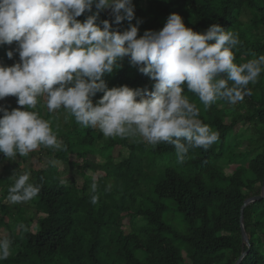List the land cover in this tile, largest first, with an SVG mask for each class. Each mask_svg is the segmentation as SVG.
<instances>
[{
	"label": "trees",
	"instance_id": "trees-1",
	"mask_svg": "<svg viewBox=\"0 0 264 264\" xmlns=\"http://www.w3.org/2000/svg\"><path fill=\"white\" fill-rule=\"evenodd\" d=\"M140 1L132 0L131 23L140 20L138 37L145 30L161 29L175 12L196 32L219 23L238 33L240 44L232 49L237 65L264 55V0H144L146 8ZM245 12L249 17L243 24ZM88 14L76 19L83 22ZM99 19L111 23V10L101 11ZM128 23L114 27L123 31ZM10 48L11 44H0V57L7 56ZM117 63L119 67L102 77L109 88L151 90L153 81L130 65L127 56ZM182 87V94L199 108L198 118L219 132L217 142L207 150L190 149L182 164L176 162L172 145L153 146L139 136L105 137L99 128L82 127L63 107L44 110L46 97H39L31 110L50 122L64 148L40 146L33 152L46 157V163L29 170L23 168L27 156L17 155V162L0 153V166L9 171L0 176V237L12 241L9 257L0 264H235L237 260V264H264V197L244 206L247 242L240 233L241 206L262 194L264 71L248 85L251 95L235 104L229 122L228 112L217 104H230L226 100L206 109L196 93ZM102 95L96 93L93 103ZM0 105L23 108L15 96L0 99ZM238 123L249 128L244 142L235 132ZM242 145V152L234 151ZM115 147L125 148L126 156L115 160ZM96 155L102 163L89 159ZM56 163L73 168L83 178L81 185L63 183ZM227 164L230 172L223 168ZM87 170L100 173L95 204L90 200L93 179L86 177ZM25 172L30 183L41 185L39 194L27 202L30 207L2 204ZM109 184L111 190L105 191ZM27 211L34 218L27 217Z\"/></svg>",
	"mask_w": 264,
	"mask_h": 264
},
{
	"label": "clouds",
	"instance_id": "clouds-1",
	"mask_svg": "<svg viewBox=\"0 0 264 264\" xmlns=\"http://www.w3.org/2000/svg\"><path fill=\"white\" fill-rule=\"evenodd\" d=\"M105 9L111 10V23L99 19ZM85 12L83 22L76 19ZM133 19L132 0H0V44L17 42L7 56L18 52L20 58L11 66L0 65V99L15 96L23 106L9 110L0 105L4 157L27 156L40 146L63 150L50 122L31 110L39 97H46L49 112L63 107L82 127L99 128L105 137L139 136L153 146L172 145L178 164L190 149L207 150L218 141L219 132L198 118L200 110L182 94V86L196 93L206 109L218 100L236 104L251 95L248 85L264 71V55L234 63L238 33L219 23L196 32L173 12L161 29L138 37L140 20L132 24ZM125 20L127 29L114 27ZM125 56L153 81L151 90L107 86L103 75ZM98 92L103 95L94 104ZM29 179L28 172L18 176L8 189V202H28L39 194L41 185ZM99 179L94 176L91 184L93 204ZM11 243L0 237V260L9 257Z\"/></svg>",
	"mask_w": 264,
	"mask_h": 264
},
{
	"label": "rangeland",
	"instance_id": "rangeland-1",
	"mask_svg": "<svg viewBox=\"0 0 264 264\" xmlns=\"http://www.w3.org/2000/svg\"><path fill=\"white\" fill-rule=\"evenodd\" d=\"M140 6L142 8L143 7L146 8L147 4L144 2V0H142V1H140ZM108 10H110V9H108ZM248 17H249V15L246 12L242 13L241 20H242L243 24L247 23ZM16 46H17V42L13 41L11 43L10 50L15 49ZM19 60H20V58H19L18 52H13V56L11 58H9L8 56L0 57V65L11 66L14 63H18ZM42 104H43V107L45 110V107H47L46 101L44 100V102ZM217 104H218L219 108H224L226 110V112H228L227 116L225 117V120H226V122H229L230 115L233 113V111L235 109L234 108L235 104H224L223 105L220 101H218ZM59 115H64V114L59 113ZM248 131H249L248 126H246L245 124H242V123H238V125L235 128V132L239 136V139L242 140L243 142L246 139ZM243 150H244V145L239 146L236 149H234L235 152H242ZM112 154H113V157L115 160H119L121 157L126 156L127 151L125 148L115 147V149L112 151ZM27 158L28 159L26 160L25 164L23 165V168H26L28 170H29V168H31V169L40 168V167L44 166L46 163V157H43V155H40V154L33 152V151L27 155ZM89 159L94 161V162H97V163L103 162V160L100 157H98L97 155L95 157L89 156ZM13 160L14 161L17 160V162H18L19 158L15 157ZM56 165L58 167L60 179L63 183H67V184L72 183V184H75L78 186L81 185L83 178L81 176L77 175L73 168H71L69 165H63L61 163H56ZM227 166H228V164H227ZM227 166L224 165L223 168L226 172H230L231 167H229V166L227 167ZM8 173H9V171L7 169H4L3 167L0 166V176H5ZM99 174H100L99 172L96 173V172L89 171V170L86 171V177L87 178L93 179L94 176H98ZM2 204L9 205L10 202H8L7 199H3ZM18 205L20 207H26V206L30 207V205H28L27 202L20 203ZM28 210H30V209H28ZM25 214L27 217H31V218L33 217L34 218L31 211H27ZM30 226H31V230L34 231L35 230V222L33 221Z\"/></svg>",
	"mask_w": 264,
	"mask_h": 264
},
{
	"label": "water",
	"instance_id": "water-1",
	"mask_svg": "<svg viewBox=\"0 0 264 264\" xmlns=\"http://www.w3.org/2000/svg\"><path fill=\"white\" fill-rule=\"evenodd\" d=\"M261 195L259 196H256V197H251V198H248L247 200L244 201L243 205L241 206V209H240V233H241V236L242 238L245 240V242H247V237H246V234L244 232V229H243V224H242V210L244 208L245 205H247L248 203H251L257 199H260L262 197H264V178H263V181H262V190H261ZM239 262V260H237V262L235 264H237Z\"/></svg>",
	"mask_w": 264,
	"mask_h": 264
}]
</instances>
